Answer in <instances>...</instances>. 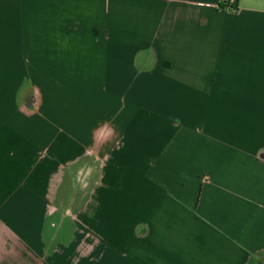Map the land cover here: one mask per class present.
<instances>
[{
    "label": "crops",
    "instance_id": "0c3cea01",
    "mask_svg": "<svg viewBox=\"0 0 264 264\" xmlns=\"http://www.w3.org/2000/svg\"><path fill=\"white\" fill-rule=\"evenodd\" d=\"M0 0V264H264V0Z\"/></svg>",
    "mask_w": 264,
    "mask_h": 264
},
{
    "label": "trees",
    "instance_id": "16d2710c",
    "mask_svg": "<svg viewBox=\"0 0 264 264\" xmlns=\"http://www.w3.org/2000/svg\"><path fill=\"white\" fill-rule=\"evenodd\" d=\"M235 3H236V0H235ZM218 7L222 11H228V12H236L237 11V5L236 4L234 7L228 6V0H220Z\"/></svg>",
    "mask_w": 264,
    "mask_h": 264
},
{
    "label": "built area",
    "instance_id": "2783aa9c",
    "mask_svg": "<svg viewBox=\"0 0 264 264\" xmlns=\"http://www.w3.org/2000/svg\"><path fill=\"white\" fill-rule=\"evenodd\" d=\"M235 4H236L235 0H228V6H231V7L233 6L234 7Z\"/></svg>",
    "mask_w": 264,
    "mask_h": 264
}]
</instances>
